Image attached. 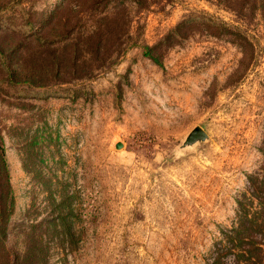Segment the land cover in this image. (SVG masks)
I'll return each instance as SVG.
<instances>
[{
  "label": "rangeland",
  "instance_id": "rangeland-1",
  "mask_svg": "<svg viewBox=\"0 0 264 264\" xmlns=\"http://www.w3.org/2000/svg\"><path fill=\"white\" fill-rule=\"evenodd\" d=\"M0 148V264H264V0H0Z\"/></svg>",
  "mask_w": 264,
  "mask_h": 264
},
{
  "label": "trees",
  "instance_id": "trees-1",
  "mask_svg": "<svg viewBox=\"0 0 264 264\" xmlns=\"http://www.w3.org/2000/svg\"><path fill=\"white\" fill-rule=\"evenodd\" d=\"M0 154L2 150L0 148ZM1 165L6 170L5 161L1 158ZM261 174L249 177V191L260 200L261 207L255 211L250 218L243 216L237 226L229 232V240L237 250L236 255L242 256L246 261L252 263L256 257V250L264 245V166L261 167ZM236 237L234 238L233 235Z\"/></svg>",
  "mask_w": 264,
  "mask_h": 264
},
{
  "label": "water",
  "instance_id": "water-1",
  "mask_svg": "<svg viewBox=\"0 0 264 264\" xmlns=\"http://www.w3.org/2000/svg\"><path fill=\"white\" fill-rule=\"evenodd\" d=\"M207 139V133L200 127H193L184 137L180 148L192 146L193 144Z\"/></svg>",
  "mask_w": 264,
  "mask_h": 264
}]
</instances>
